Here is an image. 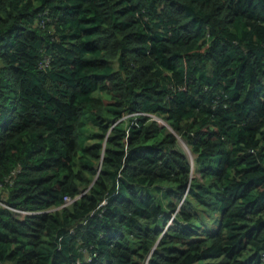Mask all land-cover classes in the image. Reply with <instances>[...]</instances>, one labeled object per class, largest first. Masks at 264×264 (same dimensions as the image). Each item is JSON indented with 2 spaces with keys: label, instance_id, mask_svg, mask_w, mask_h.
Returning <instances> with one entry per match:
<instances>
[{
  "label": "trees",
  "instance_id": "1",
  "mask_svg": "<svg viewBox=\"0 0 264 264\" xmlns=\"http://www.w3.org/2000/svg\"><path fill=\"white\" fill-rule=\"evenodd\" d=\"M0 264H264V0H0Z\"/></svg>",
  "mask_w": 264,
  "mask_h": 264
},
{
  "label": "rangeland",
  "instance_id": "2",
  "mask_svg": "<svg viewBox=\"0 0 264 264\" xmlns=\"http://www.w3.org/2000/svg\"><path fill=\"white\" fill-rule=\"evenodd\" d=\"M158 122H159V124H160L161 126L165 125V123H164L162 120H160V119L158 120ZM180 145H181L182 149H184V151L186 152V150H187L186 148H188L187 145L185 146L184 143H183V144L181 143ZM188 149H189V148H188ZM187 154H188V153H187ZM187 156L193 158V156H192L191 154H188ZM192 161H193V159H192ZM192 174H193L192 177L195 176V173H192ZM20 213H21V212H20Z\"/></svg>",
  "mask_w": 264,
  "mask_h": 264
},
{
  "label": "built area",
  "instance_id": "3",
  "mask_svg": "<svg viewBox=\"0 0 264 264\" xmlns=\"http://www.w3.org/2000/svg\"><path fill=\"white\" fill-rule=\"evenodd\" d=\"M78 196H76L75 198H70V197H64V202L62 204V206H66V205H69L71 204Z\"/></svg>",
  "mask_w": 264,
  "mask_h": 264
},
{
  "label": "water",
  "instance_id": "4",
  "mask_svg": "<svg viewBox=\"0 0 264 264\" xmlns=\"http://www.w3.org/2000/svg\"><path fill=\"white\" fill-rule=\"evenodd\" d=\"M124 117H126V115H125ZM118 121H119V120H118ZM118 121H116V122H118ZM116 122H115V123H116ZM181 143L183 144L184 142H183L182 140L179 139V144H181ZM184 144H185V143H184ZM180 146H181V145H180ZM185 146H186V144H185ZM181 148H182V147H181ZM186 149H187L186 152L184 151V152L186 153V155L190 154V149H188V148H186ZM183 150H184V149H183ZM187 153H188V154H187ZM188 158H189V160L192 162V157H189V156H188ZM99 167H100V164H99Z\"/></svg>",
  "mask_w": 264,
  "mask_h": 264
}]
</instances>
